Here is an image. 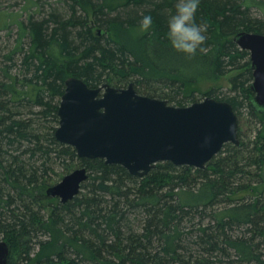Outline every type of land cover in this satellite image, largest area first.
Instances as JSON below:
<instances>
[{
    "label": "trees",
    "instance_id": "1",
    "mask_svg": "<svg viewBox=\"0 0 264 264\" xmlns=\"http://www.w3.org/2000/svg\"><path fill=\"white\" fill-rule=\"evenodd\" d=\"M58 3L41 12L42 2L30 0L38 11L0 18L8 35L16 26L10 49L0 46L7 264H264V111L250 103L249 52L233 40L239 31L264 34V0H201L196 20L208 35L192 56L166 39L175 0ZM148 13L154 25L141 34L137 26ZM69 76L90 87L132 83L137 93L175 106L199 95L227 101L239 144L224 143L204 168L164 161L143 176L79 157L54 135ZM81 167L87 178L72 198L47 195Z\"/></svg>",
    "mask_w": 264,
    "mask_h": 264
},
{
    "label": "water",
    "instance_id": "2",
    "mask_svg": "<svg viewBox=\"0 0 264 264\" xmlns=\"http://www.w3.org/2000/svg\"><path fill=\"white\" fill-rule=\"evenodd\" d=\"M249 51L254 92L251 105L264 111V34L239 31L233 36ZM54 135L72 146L79 157L102 158L120 164L136 176L158 162L204 168L226 142L239 144L238 120L232 105L205 97L186 106L137 93L133 84L90 87L80 77L64 80ZM87 178L84 167L65 174L49 186L47 195L61 202L72 198ZM9 248L0 239V264H7Z\"/></svg>",
    "mask_w": 264,
    "mask_h": 264
},
{
    "label": "clouds",
    "instance_id": "3",
    "mask_svg": "<svg viewBox=\"0 0 264 264\" xmlns=\"http://www.w3.org/2000/svg\"><path fill=\"white\" fill-rule=\"evenodd\" d=\"M201 0H175V11L167 19L166 39L178 52L194 55L208 35L206 27L197 23V10ZM154 18L151 13L142 16L138 31L142 34L151 29Z\"/></svg>",
    "mask_w": 264,
    "mask_h": 264
},
{
    "label": "rangeland",
    "instance_id": "4",
    "mask_svg": "<svg viewBox=\"0 0 264 264\" xmlns=\"http://www.w3.org/2000/svg\"><path fill=\"white\" fill-rule=\"evenodd\" d=\"M40 1L42 2V7L40 8L41 12H48V9L50 7L59 5L58 3L59 0H40ZM38 10L39 9L37 7H35L34 5L32 6L30 4V0H0V18L4 16L5 18L10 17L12 19L16 17L21 19V18H25L30 11L36 12ZM253 12L255 14H258V11L256 9H253ZM6 31H7L6 29L0 30V46L3 47V52L10 49L11 44L13 45L14 38L16 37V26L12 24V29L9 35L7 34ZM236 73L237 71H232L224 78L223 82L220 85V87H222L221 89L225 90L229 87V78ZM199 97H200L199 101H201L207 96L199 95ZM54 179L57 180L60 178L55 177Z\"/></svg>",
    "mask_w": 264,
    "mask_h": 264
},
{
    "label": "flooded vegetation",
    "instance_id": "5",
    "mask_svg": "<svg viewBox=\"0 0 264 264\" xmlns=\"http://www.w3.org/2000/svg\"><path fill=\"white\" fill-rule=\"evenodd\" d=\"M248 52H249V51H248ZM249 56H250V55H249ZM251 71H252V70H251ZM252 93H253V94H252L251 98H252V97H253V95H254V92H253V91H252Z\"/></svg>",
    "mask_w": 264,
    "mask_h": 264
}]
</instances>
